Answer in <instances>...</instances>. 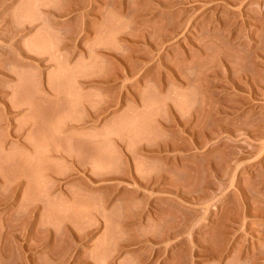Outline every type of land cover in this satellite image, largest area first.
Instances as JSON below:
<instances>
[{
    "label": "rangeland",
    "instance_id": "rangeland-1",
    "mask_svg": "<svg viewBox=\"0 0 264 264\" xmlns=\"http://www.w3.org/2000/svg\"><path fill=\"white\" fill-rule=\"evenodd\" d=\"M263 257L264 0H0V264Z\"/></svg>",
    "mask_w": 264,
    "mask_h": 264
},
{
    "label": "bare ground",
    "instance_id": "bare-ground-1",
    "mask_svg": "<svg viewBox=\"0 0 264 264\" xmlns=\"http://www.w3.org/2000/svg\"><path fill=\"white\" fill-rule=\"evenodd\" d=\"M195 141V140H194ZM191 142V141H190ZM195 143H196V141H195ZM163 147V146H162ZM164 148V147H163ZM166 148H167V146H166ZM151 151V150H150ZM152 152V151H151ZM222 251V250H221ZM220 251V252H221ZM224 251H226V249L224 250ZM220 252H218V253H220ZM217 253V254H218ZM228 253H230L229 252V250H227V252H226V254L228 255ZM224 252H222V254H218V256H219V258H221L222 259V257L223 256H225L226 255ZM215 255V254H214ZM253 255V254H252ZM258 255L256 254V255H253L252 257H251V259H250V262L249 263H254V262H256L257 261V259H258V257H257ZM260 256V255H259ZM262 257V256H261ZM216 258H217V255H216ZM264 258V257H263ZM245 259H248V257H246ZM244 262V264H245V261H243ZM247 263V262H246Z\"/></svg>",
    "mask_w": 264,
    "mask_h": 264
}]
</instances>
